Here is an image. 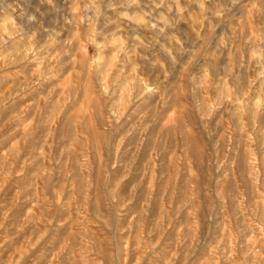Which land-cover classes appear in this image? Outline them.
I'll use <instances>...</instances> for the list:
<instances>
[{"label": "clouds", "instance_id": "1", "mask_svg": "<svg viewBox=\"0 0 264 264\" xmlns=\"http://www.w3.org/2000/svg\"><path fill=\"white\" fill-rule=\"evenodd\" d=\"M249 17L256 18L255 25ZM66 73L83 86L78 91L73 83L64 97L67 105L78 103L91 74L103 104V126L115 133L103 146L106 155L130 140H151L163 119L176 112L185 141L179 152L186 162L188 132L177 111L183 98L211 153L207 163L213 169L214 206L204 208L206 219L199 236L185 226L178 242L166 249L153 230L139 236L140 214L131 217V227L120 220L133 202L131 190L142 185L133 184L127 199L122 198L128 175L113 181L109 163L103 168V198L97 206L92 194L97 188L94 161L99 152L91 135L86 139L73 121L62 149L64 156L72 153L67 182L61 186L52 182L55 173L64 171V157L53 155L48 164L45 141L32 157L37 170L20 192L31 208L19 226L27 225L30 233L20 244L18 232L0 234V264H29L49 234L55 218L47 215V197L37 195L38 183L51 187V206L70 215L79 229L69 234L63 252L56 256L58 264L61 260L63 264H129L125 259L129 241L134 247L128 252L138 257L139 264L153 259L156 264H192L214 237L211 264L217 259L223 264H264V197L253 193V186L257 192L264 189V0H0V89L12 83L11 91L0 92V110L42 94ZM43 100L55 103L46 95ZM62 112L50 113L49 126ZM225 118L231 128L220 139ZM80 123L87 129L86 115ZM171 131L172 124L163 128L157 155ZM237 153L244 190L226 191L224 186L234 183L232 161ZM9 155L18 157L19 152ZM246 160L255 163L245 168ZM6 171L13 175L12 169ZM152 172L150 168L149 175ZM165 178L161 169L158 179L163 183ZM189 207H197L194 192L183 202L184 209ZM226 210L230 222L222 219ZM166 215L158 214L157 222ZM93 226L112 235L108 254L100 249Z\"/></svg>", "mask_w": 264, "mask_h": 264}, {"label": "rangeland", "instance_id": "2", "mask_svg": "<svg viewBox=\"0 0 264 264\" xmlns=\"http://www.w3.org/2000/svg\"><path fill=\"white\" fill-rule=\"evenodd\" d=\"M189 19L191 20V18ZM249 22L255 25L256 18L249 17ZM84 46L87 47V45ZM73 83L78 91L83 87L79 79H74L71 73H66L62 80L50 85L42 94L35 93L7 111L0 110V186L3 187V191H0V226H2L0 234L18 232L17 244H20L25 235L30 233V228L27 225L19 226L31 208L20 192L31 182L33 174L37 170V165L33 163L32 157L45 141L49 145L46 148L48 164H51L53 155L64 157V171L55 173L52 182L56 186L67 182L66 173L71 171L72 153L64 156L62 149L70 135V124L74 121L78 132H82L86 139L89 134L91 135L99 152L98 158L94 161L97 188L92 194L97 206L101 204L103 198L101 187L103 168L110 163L113 181L121 174L128 175V179L121 187L122 198L127 199L133 184L140 182L142 185L138 190H131L133 202L126 209L127 215L121 217L120 224L131 227V217L140 214L143 223L140 225L138 235L143 236L146 231L153 230L156 233L154 238L161 240L164 249L169 244L178 242L181 234L186 230L185 226L199 236L204 227L203 220L206 219L204 208H211L215 203L211 191L213 169L207 163L211 159L208 143L186 101L181 98V108L177 110L182 125L188 132L187 143L190 145V151L187 154L186 162L179 152L185 141L181 135V126L176 124V112L169 113L163 119L161 127L156 129L151 140L146 142H141L138 139L130 140L124 144L123 148L117 147L112 153L106 155L103 146L115 133L103 126V104L95 94L91 74H89L86 91H80L78 103L67 105L64 97ZM11 89L12 83L9 81L4 88L0 89V92L7 94ZM43 95L48 96L55 103L45 104ZM60 109H63V112L55 115L51 126H49L46 121L49 120L50 113L59 112ZM153 110H156L155 106H153ZM156 111L158 113V110ZM84 115L87 116V129L80 123ZM222 123L224 131L221 132L220 139H224L231 128L226 118ZM169 124L174 126V131L167 134L163 151L157 155L163 128ZM74 147L78 152L82 151L78 146L74 145ZM228 150L230 151V144ZM10 151H18L19 156H10ZM254 163L255 161L246 160L245 168ZM9 168L13 170L12 176L7 174L6 170ZM150 168L153 169L151 175H149ZM161 169L166 173L163 183L158 179ZM16 172L19 175H16ZM232 179L234 183L226 184L225 190L235 187L243 191L239 153H237V159L232 161ZM72 187L70 206H73L71 215L74 216L76 184L73 183ZM36 191L39 198L47 197V215L49 218L55 219L49 225L50 231L45 242L33 254L29 264H58L56 256L63 252V246L70 238L69 234L79 229L71 221L70 215L59 213L55 207L51 206L53 197L50 186L45 188L38 183ZM193 192L197 197V207L184 209L183 202ZM253 193L258 197H264V189L257 192L253 186ZM201 196L204 198L201 199ZM144 212L148 215H143ZM165 213L167 214L166 218L157 222V215L163 217ZM222 219L231 221L232 218L227 214V210L222 214ZM57 224L63 225V227L57 228ZM91 231L95 234L100 249L108 254L112 235L95 226L91 228ZM232 231L234 232L235 229L233 228ZM220 235L223 236L222 233ZM214 240L215 237L213 241L209 242V246L192 261V264H211L209 257L216 253ZM133 247L134 245L129 241L125 249V259L129 260V264H139L138 257H133L128 252V248ZM4 256L7 258L8 253H4ZM60 264H63V260L60 261ZM99 264H103V262L100 261ZM149 264H156L155 259ZM216 264H223V261L217 259Z\"/></svg>", "mask_w": 264, "mask_h": 264}]
</instances>
